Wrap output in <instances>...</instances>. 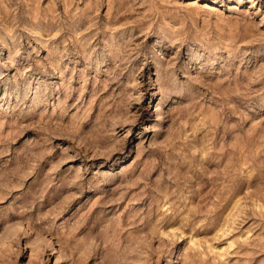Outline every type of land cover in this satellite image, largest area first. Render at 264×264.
<instances>
[{"label": "rangeland", "instance_id": "obj_1", "mask_svg": "<svg viewBox=\"0 0 264 264\" xmlns=\"http://www.w3.org/2000/svg\"><path fill=\"white\" fill-rule=\"evenodd\" d=\"M0 264H264V0H0Z\"/></svg>", "mask_w": 264, "mask_h": 264}]
</instances>
